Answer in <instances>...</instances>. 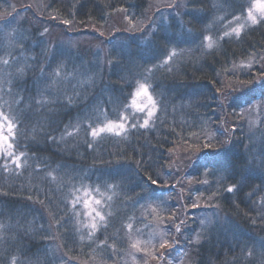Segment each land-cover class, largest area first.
Returning <instances> with one entry per match:
<instances>
[{
  "label": "trees",
  "instance_id": "1",
  "mask_svg": "<svg viewBox=\"0 0 264 264\" xmlns=\"http://www.w3.org/2000/svg\"><path fill=\"white\" fill-rule=\"evenodd\" d=\"M29 1L0 0V113L14 129L0 264H114L129 233L153 248L141 264H264L254 0ZM139 83L157 106L145 126L130 112ZM121 117L125 132L91 135ZM83 190L103 192L95 228L76 222Z\"/></svg>",
  "mask_w": 264,
  "mask_h": 264
},
{
  "label": "rangeland",
  "instance_id": "2",
  "mask_svg": "<svg viewBox=\"0 0 264 264\" xmlns=\"http://www.w3.org/2000/svg\"><path fill=\"white\" fill-rule=\"evenodd\" d=\"M42 0H37L38 3H40ZM156 2H159L160 0H155ZM162 1H166L167 3L169 2H172L174 0H162ZM17 2H24V3H28L30 2L29 0H17ZM259 2L260 0H254L252 5H251V10H252V15L255 17V20H257L258 18L260 17H263L264 16V13L260 12L258 10V5H259ZM256 3L257 7L253 8V4ZM14 8V6L11 5V10ZM13 17H17V16H13ZM247 17H248V20L250 21H253L252 18L249 17V10L247 12ZM20 19V18H19ZM18 19V20H19ZM127 24L129 26H132L133 24H136L138 22H134V21H131L129 19H124ZM93 48L95 47H98L97 44H94L92 46ZM140 84H143V83H139L136 87V89L133 91V93L138 89L139 85ZM149 94L151 95L150 91H149ZM152 96V95H151ZM152 99L154 100L153 96H152ZM131 101H132V98H131ZM131 101H130V112L132 113L131 115H139L141 118L140 122H143L145 121V119L148 120V123L151 121V118L153 117V115L151 117H148L147 113L149 110H152L153 111V114L155 113L156 111V103H155V108L152 109L151 106L145 108V110L143 112L141 111H138L136 108L132 107L131 106ZM155 101V100H154ZM137 103L141 106L143 105H147L148 101H147V98L146 97H138L137 98ZM262 111H264V104H260V105H255L254 109H253V113L254 115L255 114H260L262 113ZM249 113V112H248ZM255 116H254V120L253 122H255ZM0 122L4 123V128H5V135H8L7 133V124L10 122L9 120L7 121H3V120H0ZM109 123H112V124H120V123H123L124 124V129L121 131L120 129H116L114 132H102L100 134H105V133H113V134H116V132H119V134L125 132L126 128H127V118L124 117V119L122 120H119L117 122H108L100 127H98V129L104 127L105 125L109 124ZM97 129V130H98ZM10 142V141H9ZM7 149V147L5 146V148L3 150H0V151H5ZM102 193L101 192V195L100 194H94L92 193V190H83L82 193H81V197H79L80 199V205H79V208H78V221L77 224L81 227V225H88L90 228H95L97 227L98 225H100L102 222H103V219H104V209L106 208V205L104 207V200L102 199ZM108 198V195H104V199H107ZM206 199H210V197H206ZM97 201H99V203H96ZM104 207V208H103ZM150 210V209H149ZM97 213H99V215H97ZM101 217H103V219H101ZM77 218V216L75 217ZM210 222V221H208ZM151 224L149 226V228H147V231H148V234H152V232L156 235V238L157 239V245H161L162 242L164 241V233L161 232V225H160V221L159 222H156L154 219L151 220ZM148 224V225H149ZM205 224V222H204ZM127 244H128V247H127V254L126 256L124 257V255L121 256L120 260L119 261H116L114 264H141V259L144 258L145 256L147 255H150L152 253V246H149L148 245L146 246V242L139 236V237H136V236H133V234H128L127 236ZM138 251V253L136 252ZM143 254V255H142ZM139 255H142V257H139ZM187 260H185V264ZM60 264H66L64 260H62L60 262ZM68 264V263H67ZM181 264V263H180Z\"/></svg>",
  "mask_w": 264,
  "mask_h": 264
},
{
  "label": "snow or ice",
  "instance_id": "3",
  "mask_svg": "<svg viewBox=\"0 0 264 264\" xmlns=\"http://www.w3.org/2000/svg\"><path fill=\"white\" fill-rule=\"evenodd\" d=\"M257 7L256 3L253 4V8ZM258 10L262 13H264V0H260L259 5H258ZM249 17L253 19V22H255V17L252 15V10L249 9ZM205 39H208L207 37H205ZM58 75V73H57ZM138 97H146L147 98V105H139L137 103V98ZM131 106L136 108L138 111L143 112L145 110V108L151 106L152 109L155 108V101L152 99V96L149 94V90H148V86L146 84H140L138 89L133 93L132 95V101H131ZM148 117H151L153 115V111L149 110L147 113ZM7 117H4L2 113H0V120L3 121H7ZM121 119L123 120L124 117H121ZM148 124V120L145 119L144 121V125L145 126ZM120 129L121 131L124 129V124L120 123V124H112L109 123L107 125H105L104 127L100 128V129H93L91 132V135L93 137L98 136L100 133L102 132H114L116 129ZM7 133L8 135H5V128H4V123L0 122V150H3L5 148V146L7 148H11L13 145L12 143H10L9 141L13 138V133H14V129H13V125L11 122H9L7 124ZM117 135H119V132H116ZM89 147H91V145H89ZM19 166V165H18ZM153 184L157 183V181L153 180L152 181ZM235 186H230L227 191L229 193L233 192ZM96 203H99V201H97ZM97 215H99V213H97ZM101 219H103V217H101ZM167 244V242L163 243L160 245L161 248L165 247ZM13 264H15V262L13 261Z\"/></svg>",
  "mask_w": 264,
  "mask_h": 264
}]
</instances>
